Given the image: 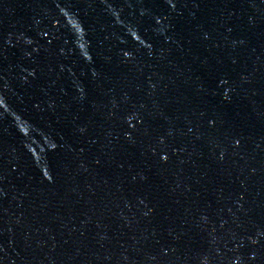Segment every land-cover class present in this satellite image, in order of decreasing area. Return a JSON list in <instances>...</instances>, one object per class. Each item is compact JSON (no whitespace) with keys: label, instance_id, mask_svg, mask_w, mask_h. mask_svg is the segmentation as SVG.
Masks as SVG:
<instances>
[{"label":"water","instance_id":"obj_1","mask_svg":"<svg viewBox=\"0 0 264 264\" xmlns=\"http://www.w3.org/2000/svg\"><path fill=\"white\" fill-rule=\"evenodd\" d=\"M0 264H264V0H0Z\"/></svg>","mask_w":264,"mask_h":264}]
</instances>
